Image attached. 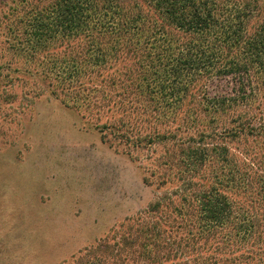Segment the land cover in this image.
<instances>
[{"label": "trees", "instance_id": "obj_1", "mask_svg": "<svg viewBox=\"0 0 264 264\" xmlns=\"http://www.w3.org/2000/svg\"><path fill=\"white\" fill-rule=\"evenodd\" d=\"M0 24L103 141L172 154L71 264H264V0H0Z\"/></svg>", "mask_w": 264, "mask_h": 264}, {"label": "rangeland", "instance_id": "obj_2", "mask_svg": "<svg viewBox=\"0 0 264 264\" xmlns=\"http://www.w3.org/2000/svg\"><path fill=\"white\" fill-rule=\"evenodd\" d=\"M1 25L0 264H71L154 201L172 154L103 141L91 113L49 91L46 58L5 44Z\"/></svg>", "mask_w": 264, "mask_h": 264}]
</instances>
